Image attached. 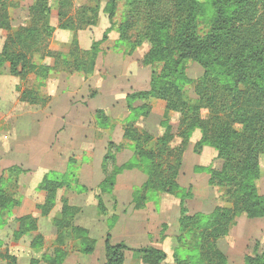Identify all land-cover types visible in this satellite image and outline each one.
<instances>
[{"label": "trees", "instance_id": "16d2710c", "mask_svg": "<svg viewBox=\"0 0 264 264\" xmlns=\"http://www.w3.org/2000/svg\"><path fill=\"white\" fill-rule=\"evenodd\" d=\"M133 3L131 22H123L118 28L120 41H129V31L135 28L137 19L140 24L144 22L132 48L145 41L150 44L143 64L153 67V72L148 90L128 93L126 97L127 109L134 114V122L129 121L123 129L124 139L130 144L108 143L102 163L105 178L97 196L100 214L107 213L103 195L112 193L117 176L125 170L139 169L147 179L133 193L135 209L144 208L154 192L181 200L180 234L174 252L176 264H227L218 240L229 234L242 214L249 218H264V196L257 185L264 163V0H208V3L202 0H133ZM12 4L11 0H0V27L8 31L0 52V74L7 71L22 79L35 74L39 86L45 85L55 67L53 64L61 65L65 71L93 74L100 45L109 39L111 27L88 50L80 47L78 30L83 24L99 23L98 6L84 7L79 11L80 17L76 18L70 15L72 0H59V28L73 32L74 37L67 53L59 52L55 57L49 53L55 60L52 65H47L37 64L32 58L39 45L54 33L49 0H37L30 8L31 25L17 29L9 19ZM117 8L118 0H108L105 5L104 12L111 21ZM188 60L197 62L204 70L195 80L187 75ZM189 84L194 86L196 99L186 93L185 87ZM50 99L40 95L36 88H27L21 94V100L31 104H46ZM150 99L165 103L161 121L165 131L157 138L139 129L135 121L136 116H149L152 112L147 103L137 107L135 103ZM203 111H207V116H203ZM171 113L180 115L177 134L173 133L169 123ZM95 120L101 129L112 127L111 116L105 109L96 110ZM198 129L202 137L195 150L200 152L206 145L214 147L222 165L196 170L207 171L209 184L218 187L230 203L228 207L217 206L211 214H190L186 199L192 193L178 181L190 136ZM176 136L181 138V143L174 146ZM127 146L132 147L134 156L118 165L117 154ZM24 172L21 166L14 165L0 177V229L7 223L6 214L20 205L7 185L12 181L17 184L18 177ZM71 186L72 179L68 175H46L38 186L44 193V201L36 205L40 215L49 216L55 208L58 191ZM61 201L60 213L52 221L56 247L52 255L42 257L49 264H63L74 249L92 254L96 247V240L90 237L89 230L74 224L81 208L70 204L67 197ZM116 220L117 216L113 215L112 223ZM15 222L14 241L30 235L32 248L43 247L45 236L39 232L38 217L26 214L16 217ZM128 250L135 252L141 264H163L168 257L158 248H132L123 241L112 243L108 233L106 264H127ZM187 252L192 254L185 257ZM0 258L6 264H18V257L9 249H3L2 240ZM39 262L40 259L33 258L30 264ZM245 263L264 264V249L247 255Z\"/></svg>", "mask_w": 264, "mask_h": 264}, {"label": "rangeland", "instance_id": "374dc122", "mask_svg": "<svg viewBox=\"0 0 264 264\" xmlns=\"http://www.w3.org/2000/svg\"><path fill=\"white\" fill-rule=\"evenodd\" d=\"M11 1L13 4L9 8V19L13 28L17 29L31 25L30 8L37 0ZM202 1L208 3V0ZM49 2L51 5L50 23L54 27V33L49 40L39 45L38 51L34 52L32 60L37 64L52 65L55 59L50 54L55 57L59 52L67 53L70 48V41L74 37L73 32L70 31L72 36L69 39V30L59 28V0H49ZM107 2L108 0H72L70 7V15L76 16V18L80 17L79 11H82L84 7H99V23L97 25L83 24L78 30L79 45L83 50H85V47L89 48L94 41L101 40L105 31L111 27L108 34L109 39L100 45L101 51L93 74L87 75L83 71H65L61 65L53 64L55 67L50 71V76L43 86H39V80H37L35 74H30L26 79L5 75L7 74L5 72L0 74V107H2V110H0V163L1 165L2 163L3 165H11L13 162L24 161L25 164H22L21 167L23 169L24 167L27 168L23 173L24 176L21 182L20 176L22 174L18 177L17 184L12 181L7 185L9 192L18 200L23 196L27 197L25 207L20 209L19 205L12 209L9 214H6L7 223L0 232L3 249H9L13 255L17 256L18 264H30L33 258L40 259L43 254L52 255L56 247V230L50 233L49 227L50 224L52 225L51 220L53 221L50 215L52 217L58 216L60 213V211L57 212L58 210L52 211L49 217L47 216V220L46 217L45 219L42 218L44 219L42 220V229L48 236L45 237L43 247L39 249L32 248L30 245L32 236L30 235L24 236L18 241L13 239V231L16 227L15 218L18 215L22 213L34 215L35 213L36 217L37 215L39 218L43 217L36 205L42 203L44 199L38 202V199H40L39 193L42 192L38 191L36 187L41 178L40 164L42 160H39V158L45 153L50 141H55L53 143L55 148L48 151L44 160L47 163L46 165L53 168L51 171L52 177H61L65 172L73 173V177L81 175L80 171L84 162L90 159L88 156H93L92 158L97 160L104 153L109 140L115 139L116 142L130 144L129 141L124 139L123 130L129 121L134 122V114L127 109V94L150 88L153 67L143 64L144 55L149 50L150 44L145 41L135 49L132 48L133 41L139 39L144 22L140 24L137 19L135 28L129 31V41H120L121 36L118 28L123 22H131L129 18L134 9V3L133 0H118L117 13L114 20L111 21L108 14L104 12ZM6 38H8V31L0 27V52ZM186 71L189 78L193 80L200 77L204 72L203 68L192 60L186 62ZM27 88H36L39 90L40 95L49 99L53 95L57 99L62 94V96L68 97V100H70L68 103L71 107L68 110L61 104L62 102H58L54 109L55 117L48 116L46 118V105L50 101L46 104H31L22 101L21 94ZM185 90L190 98H197L193 84L186 85ZM67 92H69V96ZM145 103L152 107V112L149 116H136L137 127L157 138L165 131L161 124L165 103L162 100L150 99L149 101H137L135 106H141ZM99 108L105 109L107 114L111 116V128L101 129L97 127L95 111ZM58 115L63 117H58ZM203 116H207V111H203ZM179 118V113L170 114L169 123L175 134H177L179 127ZM54 136H56L55 140L53 139ZM201 137L202 133L199 129L191 134L187 151L184 153V165L178 178L180 185L192 193V196L186 199L190 214H211L217 206H230L223 192L218 187L209 184V173L201 169L196 170L201 167L220 168L222 165V161L217 158L218 153L214 147L206 145L200 152L195 150V146ZM180 143L181 138L176 136L173 145L177 146ZM128 157H130L128 154L123 158L117 157L118 165L128 162L130 160L126 161ZM84 168L86 169V167ZM2 169L0 167V175ZM132 173L130 179L121 178V183H125L129 179L134 181L137 186L141 184L142 175L140 172L134 171ZM83 176L92 179L95 173L90 169H86ZM257 185L260 194L264 196V163L262 164V175ZM71 189L72 186L60 190L69 192L68 190ZM105 197L107 202L106 214L115 215V212H113L115 208L113 199L108 195H105ZM151 197V203L155 201V205L150 207L152 209L155 207L157 214H161V216L163 214L160 210L159 201L162 199L167 201L165 202L164 211L168 214L169 219L167 215H163L164 219L162 218V221L167 223L165 229L168 233L176 234L178 232V236L180 226L178 221L174 222V219L181 212V208L177 204L180 202L179 198L160 192L152 193ZM59 205L62 207L60 198ZM173 208H176L175 212ZM140 211L125 212V206L123 205L118 208L117 214L121 218V222L119 226L117 225L110 231L113 242L123 241L132 248L151 246L149 242L153 240L152 236L148 235V238H145L141 232L129 227V223L135 224L136 216L145 213V211ZM88 212H92V207H89ZM151 219L149 218V220ZM89 220L94 221L92 223L95 225V229H92V236L96 239V249L100 251V256H104L105 241L109 232L108 220L105 217L100 219L90 217ZM160 227L163 229V224ZM172 241L169 239L166 246H169L167 249L171 253L170 263L176 264L174 252L177 247V239L174 237ZM218 247L225 254L227 264H246L245 257L247 255H253L256 251L260 252L264 249V218H249L245 214L240 215L230 229L229 234L218 240ZM191 254L187 252L184 255L188 257ZM82 255L88 257L86 254ZM96 255L98 256L97 252ZM126 255L128 264L139 263L134 251L128 250ZM0 264L4 263L0 262Z\"/></svg>", "mask_w": 264, "mask_h": 264}, {"label": "crops", "instance_id": "0c3cea01", "mask_svg": "<svg viewBox=\"0 0 264 264\" xmlns=\"http://www.w3.org/2000/svg\"><path fill=\"white\" fill-rule=\"evenodd\" d=\"M71 36H72V33H70V31H69L68 32L69 39ZM90 48H91V46L89 48L85 47L84 49L88 50ZM5 73H7V71ZM5 75H10V74L7 73ZM10 76H12V75H10ZM68 93L69 92H67V95H68ZM60 97H57V99H56V97L53 95V97L50 99V102L48 103V105H46V108H47L46 109L47 110L46 111L47 112L46 118L48 116L55 117L54 109H55L56 104H58V102H62L61 104H63L68 110L70 109L71 105L68 103V102H70V100H68V97H64V96H62V94ZM101 109H103V108H101ZM0 110H2V107H0ZM59 116L61 118L63 117L62 115H58V117ZM55 138H56V136H54L53 139L55 140ZM110 141L116 142L114 139V140H109L108 143ZM54 142L55 141H53V140L50 141V144L46 148L45 153L43 154V156H41L39 158V160L40 159L42 160V163L40 164L41 178H40V181L36 187L37 189H38V186L40 185V183L42 182V180L44 179V177L46 175L52 176L51 171L53 168L46 165L47 163H45L44 157L48 153V151H51L53 148H55V145L53 144ZM117 143H119V142H117ZM107 147H108V144H107L106 148ZM106 148L104 149V153L100 157H98L97 160H94V158H92L93 156H90V155L88 156L90 159H89V161L84 162L83 168L80 171L81 175H79V176L76 175V177H73V173L65 172L64 175L67 174L72 179V189L68 190L69 192H66L64 190L58 191L56 205H55V208L53 211L58 210L57 212H59L61 209V206L59 205V198L62 200L63 197H67L70 204L78 206L81 208V212L78 216H76V218L74 220V224L88 229L89 233H90V237H92L93 239H95V238L92 236L93 235L92 229H95V225L92 223L94 221L91 222V220H89L90 217H95V218H99V219L102 217H105L106 220H108V227H109L108 233L111 235V242L112 243H115V242L112 241V234L110 231L113 230L117 225L119 226V223L121 222V218L117 214V210L121 205L125 206V212L129 211L131 213V212H133V210H137V211L141 210L140 212L145 211V213H142L140 216H136L135 217V224L132 225L131 223H129V227L132 228L133 230L141 232L145 238H148V235L152 236L153 240H151V242H149V244L151 245L150 247L158 248V249L165 251L167 253L168 257H167V260L163 264H172V262L170 263L171 253L167 249L169 246H166L167 245L166 243H168L169 239L172 241V239L174 237L177 238L178 232L176 234H171L170 232L168 233V231L165 229L167 223L162 221V218L164 219L163 215H167V217L169 219L168 214L164 211V206L166 204L165 202H167V201L165 199H162L159 201V204L161 206L160 210H161V213L163 214L162 216H161V214L160 215L157 214V210L155 209V207H153V209H152V207H150L152 205H155L154 204L155 201H154V203H151L152 200L148 201L146 203V206L142 209H135V207H134L133 193L137 188L141 187L147 179L146 174L143 173L141 170H139V169L125 170L123 173H121L117 176L116 185H115L112 193H107V194L103 195L106 206H107V202L105 199L106 198L105 195H108L110 198L113 199V201H114L113 206H115L113 212H115V215L117 216V220L112 223L110 218L112 217L113 214H110V215L100 214V211L98 208L97 196L100 195V184L102 183V181L105 178V174H104L103 169H102V163H103L104 156L107 153ZM126 154L130 155V157H128V159L126 161L133 158L134 151H133L131 146H127L123 151L119 152L117 157L123 158V157H125ZM100 158H101V161H100ZM23 162L24 161L13 162V164H11V165H3V163H2L3 166L0 163V167L3 168L0 177L4 174V171H6V169L9 168L10 166H14V165L22 166V164H25ZM84 167H86L87 170L90 169L91 171H93L95 173V176L92 179H87L83 176L84 171L86 170ZM24 169H27V168L24 167ZM134 171H139L140 174L142 175V182H141V184H138V186H137V184L134 183V181L129 180L130 176L133 175L132 172H134ZM69 172H71V171H69ZM58 175H60V174H58ZM143 175H145L146 177L144 178ZM23 176H24L23 174L20 176V178H21L20 182H21ZM123 177L129 178L128 181H126L125 183H121L120 179ZM82 187H84L86 189L80 190ZM39 196H40V199H38V202H40V201H42V199H44V193L43 192L41 194L39 193ZM26 200H27V197H24V196L19 199L20 207H21L20 209H23V207H25V201ZM177 204H179V208H181V200ZM89 207H92V212H90V213L88 212ZM173 210L175 212L176 208H173ZM26 214H29V213H22L21 215H18L17 217L23 216ZM34 216H35V213H34ZM37 217L39 218L38 215H37ZM42 218L45 219V217H40L38 219L39 220V232H41L45 237H48L47 234L42 229V220H44ZM50 218H54V217H52L50 215ZM149 218H152V219L149 220ZM179 218H180V214H179V216L178 215L176 216V218H175L176 220L174 219V222L178 221V224H179ZM46 220H47V217H46ZM51 223H52V220H51ZM162 224L164 226L163 229L160 227V226H162ZM4 227L0 229V232L4 229ZM49 229H50V233L54 232L55 227H54L53 223H52V225L50 224ZM46 239H48V238H46ZM116 243H118V242H116ZM96 252L98 253V256L96 255ZM50 254H51V252H50ZM82 254H84V253L80 252L77 249L72 250L69 253V255L67 256V258L65 259L63 264H106L105 248H104V256L103 255L100 256V251H98L96 249V247H95V251L92 254H86L88 256L87 258L83 257L84 255H82ZM126 257H127V255H126ZM0 262L6 264L5 261L2 260L1 258H0ZM138 262H139V260H138ZM126 263H127V259H126ZM38 264H49V263L47 261L43 260V258H40V262ZM137 264H141V263L139 262Z\"/></svg>", "mask_w": 264, "mask_h": 264}]
</instances>
